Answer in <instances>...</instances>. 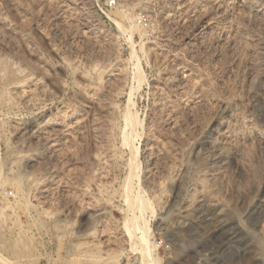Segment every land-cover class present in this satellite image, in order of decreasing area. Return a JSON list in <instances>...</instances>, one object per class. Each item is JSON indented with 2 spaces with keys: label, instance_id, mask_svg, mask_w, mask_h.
Returning a JSON list of instances; mask_svg holds the SVG:
<instances>
[{
  "label": "rangeland",
  "instance_id": "rangeland-1",
  "mask_svg": "<svg viewBox=\"0 0 264 264\" xmlns=\"http://www.w3.org/2000/svg\"><path fill=\"white\" fill-rule=\"evenodd\" d=\"M146 253L264 264V0H0V264Z\"/></svg>",
  "mask_w": 264,
  "mask_h": 264
},
{
  "label": "bare ground",
  "instance_id": "bare-ground-1",
  "mask_svg": "<svg viewBox=\"0 0 264 264\" xmlns=\"http://www.w3.org/2000/svg\"><path fill=\"white\" fill-rule=\"evenodd\" d=\"M131 116H132V115H131ZM131 116L129 117V115H128V119H130V121H131L130 123H132V121H133V120H131V119H134V118H131ZM128 119H127V120H128ZM128 121H129V120H128ZM128 121H127V122H128ZM134 121H135V120H134ZM134 121H133V122H134ZM128 123H129V122H128ZM133 124H135V122H134ZM131 126H132V125H131ZM133 126H134V125H133ZM130 145H131V143H130ZM134 163H135V162H134ZM136 164H137V163H136ZM133 166H134V165H133ZM129 184H130V183H129ZM131 193H132V192H131ZM129 197H130V196H128V198H129ZM137 197H138V196H137ZM137 197H136V198H137ZM130 198L132 199V197H130ZM131 199H130V200H131ZM128 204H129V203H128ZM130 204H131V203H130ZM136 205H137V204H136ZM136 205H135V206H136ZM137 207H138V206H137ZM140 210H141V209H140ZM134 211H135V210H134ZM148 246H149V245H148ZM144 252H146V251H144ZM149 252H150V251L148 250V252H147L148 255H149ZM147 253H146V255H147ZM144 255H145V254H144ZM148 255H147V256H148ZM149 256H150V255H149ZM149 256H148L147 258H149ZM144 258H145V256H144ZM147 260H148V259H147ZM150 260L152 261V259L149 258L148 262L146 261L145 264L149 263ZM144 261H145V260H144ZM153 262H154V261H153ZM150 263H151V262H150ZM150 263H149V264H150Z\"/></svg>",
  "mask_w": 264,
  "mask_h": 264
}]
</instances>
